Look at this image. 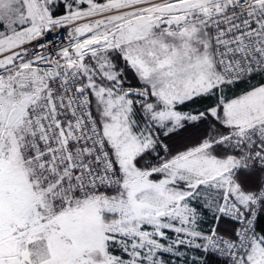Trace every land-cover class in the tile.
<instances>
[{
    "label": "snow or ice",
    "instance_id": "1",
    "mask_svg": "<svg viewBox=\"0 0 264 264\" xmlns=\"http://www.w3.org/2000/svg\"><path fill=\"white\" fill-rule=\"evenodd\" d=\"M0 264H264V0H0Z\"/></svg>",
    "mask_w": 264,
    "mask_h": 264
}]
</instances>
